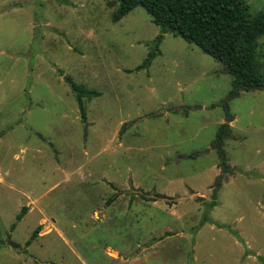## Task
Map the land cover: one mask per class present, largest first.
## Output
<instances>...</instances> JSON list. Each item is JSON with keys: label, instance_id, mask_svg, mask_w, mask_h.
<instances>
[{"label": "rangeland", "instance_id": "1", "mask_svg": "<svg viewBox=\"0 0 264 264\" xmlns=\"http://www.w3.org/2000/svg\"><path fill=\"white\" fill-rule=\"evenodd\" d=\"M116 5L0 0V264H264V89L227 99L221 62ZM66 76L96 92L83 117ZM226 103L233 171L211 208Z\"/></svg>", "mask_w": 264, "mask_h": 264}, {"label": "trees", "instance_id": "2", "mask_svg": "<svg viewBox=\"0 0 264 264\" xmlns=\"http://www.w3.org/2000/svg\"><path fill=\"white\" fill-rule=\"evenodd\" d=\"M142 6L151 16L152 22L161 31L179 35L186 41L198 46L204 53L210 55L223 65V70L231 77V89L228 98L236 97L242 91L264 89V75L256 64V40L264 33V9L251 13L245 0H117V5L111 14V21L120 20L135 6ZM156 46L152 47L144 61L138 66H148L157 54ZM70 82L82 117L84 108L82 98H90L96 92L87 89L82 84L72 82L69 76L65 77ZM225 121L218 124L211 147L217 155V165L220 169L214 179L209 207L217 204V192L222 185L225 175L232 174V165L228 162L224 142L232 137L230 122L233 115L229 113L225 104ZM145 198V194H138ZM114 199L110 196L106 204ZM26 207L22 206L15 216L19 220L25 213ZM206 215L202 221H207ZM15 226V222L11 227ZM40 226H36L29 238L25 241L28 246L38 235ZM17 246L16 242H12Z\"/></svg>", "mask_w": 264, "mask_h": 264}]
</instances>
